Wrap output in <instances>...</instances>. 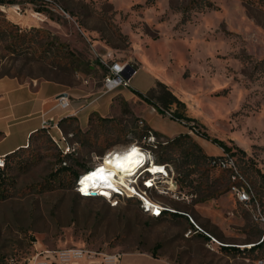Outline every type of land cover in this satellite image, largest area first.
Listing matches in <instances>:
<instances>
[{"label": "rangeland", "instance_id": "rangeland-1", "mask_svg": "<svg viewBox=\"0 0 264 264\" xmlns=\"http://www.w3.org/2000/svg\"><path fill=\"white\" fill-rule=\"evenodd\" d=\"M8 1L0 4V77L50 79L103 92L107 69L96 54L110 52L117 62L148 69L180 102L164 104L158 87L143 93L164 110L152 117L156 127L174 133L182 124L196 140L200 136L190 125L222 140L233 152L236 176L207 170L201 162L184 178L176 168L186 161L179 148H163L173 136L151 132L149 140L143 129L134 135L135 126L142 128L137 105L114 95L111 120L94 118L83 130L77 121H65L58 126L63 140L51 129L57 142L39 130L6 157L9 166L0 174V264H24L36 251L68 247L127 253L123 260L130 264H137L130 255L136 253L172 264H264V247L247 250L264 232V0ZM137 78L133 74L131 84L141 86ZM176 109L184 118L169 116ZM75 128L85 133L78 137ZM205 141V154L222 156L220 147ZM131 144L148 150L152 162L165 157L172 171V192L165 190L168 179L156 175L158 191L147 190V196L188 214L213 240L194 232L185 215L166 211L153 217L137 197H85L76 181H60L64 163L80 176L105 152ZM149 168L159 171L157 165ZM137 184L141 189V178ZM231 184L247 189L251 199L237 201ZM221 245L240 251L225 253Z\"/></svg>", "mask_w": 264, "mask_h": 264}, {"label": "crops", "instance_id": "crops-1", "mask_svg": "<svg viewBox=\"0 0 264 264\" xmlns=\"http://www.w3.org/2000/svg\"><path fill=\"white\" fill-rule=\"evenodd\" d=\"M136 73H138V82L142 83L141 86L131 84V76ZM133 74L129 77L128 85L119 87L114 93L104 91L97 93L88 90L83 84L70 87L50 79L27 82L20 81L15 76L0 77V154H8L24 147L30 134L41 127L42 119L57 122L62 117L74 116L80 129L83 130L88 125L91 112L103 117L110 116L114 95H120L129 104H136L135 115L154 131L171 137L186 133V128L182 124L174 133H165L152 123L153 116L162 114L140 100L131 90L145 93L154 85L156 77L145 67H136ZM143 80L146 82L143 83ZM59 95L66 98L67 104L64 107L57 104ZM195 141L202 148L206 145L205 139L201 137H197ZM212 154L217 155L219 152H209L208 155ZM125 254L127 253L120 255L119 264L131 263L123 260ZM130 255L137 260V264H172L160 256L152 257L145 253Z\"/></svg>", "mask_w": 264, "mask_h": 264}, {"label": "built area", "instance_id": "built-area-1", "mask_svg": "<svg viewBox=\"0 0 264 264\" xmlns=\"http://www.w3.org/2000/svg\"><path fill=\"white\" fill-rule=\"evenodd\" d=\"M100 63L107 69L106 74L103 76L101 81V87L104 92L112 91L120 86H126L129 82V77L126 78L125 75L129 72L130 69H133V73L135 72L136 68L130 66L126 63H120L115 61L110 52H104V55L101 56L99 54H96ZM132 73V74H133ZM57 104L61 107H64L67 104L66 98L62 95H59L57 97ZM170 116V115H169ZM139 125H142L140 127H144L143 121H138ZM41 127L44 129L51 139L55 142H57V137L61 140H63V136L61 135L60 129L57 125V122H53L51 119H42L41 120ZM51 129L55 130L58 133V136L55 137L51 134ZM149 134L143 135L144 137H148L149 140H152V134L150 128L145 130ZM61 137V138H60ZM134 144V143H132ZM138 147V150L140 153H142L146 158H149V151L146 149H143L141 146L136 145ZM65 153V152H64ZM96 164V163H95ZM92 165L87 170L92 169L94 166ZM163 166L165 168L167 175H160L163 178L168 179V186L165 187L166 192H172V189L170 187H174L173 179L169 177V174H172L171 169L168 167L165 163H157ZM212 168L216 169H224L228 170L230 173V177L233 179L235 178V164L232 160V158L226 154L223 153L222 156H217L215 159H212L209 163ZM5 167V154H0V169H4ZM146 173L145 167L141 168L137 171L135 175V182L132 184V186L135 188L133 191H127L123 189H116L111 192L109 196H104L107 200H114L116 197H137L140 201V207L143 209L144 212L149 213L153 217H159L162 213L173 212L174 210L169 208L166 205L161 204L158 201L151 200L148 196L146 191L155 189L158 191V187L156 185V182L154 181L153 177H144L143 174ZM141 178V189H138L137 180ZM151 179V180H150ZM76 190L79 192L80 195L85 197H100V192L95 193L94 195L91 194H85L81 191L80 187L77 186L78 180L76 179ZM230 191L233 192L236 196L237 201L245 203L249 201L250 196L247 191V189L243 187H236L235 185H230ZM103 196V195H102ZM147 198L150 202L149 204L145 203V199ZM183 215L187 216L190 219V222L192 223L194 227V232L201 231L203 232L195 223L192 221L190 216L186 213ZM263 219V218H262ZM264 220V219H263ZM188 231H191L190 229ZM204 233V232H203ZM208 237H210L208 234L204 233ZM264 236V232L262 233V237ZM261 237V238H262ZM211 238V237H210ZM213 240V238H211ZM120 255L119 253L114 252H100L85 248H75V247H68L63 249H57V250H39L36 251L34 255H31L25 259L24 264H119L120 263ZM260 263V261H258ZM9 264H17L16 262L12 261L9 262Z\"/></svg>", "mask_w": 264, "mask_h": 264}, {"label": "trees", "instance_id": "trees-1", "mask_svg": "<svg viewBox=\"0 0 264 264\" xmlns=\"http://www.w3.org/2000/svg\"><path fill=\"white\" fill-rule=\"evenodd\" d=\"M249 1L255 2V0H249ZM8 2H9L8 0H0V4H5V3H8ZM1 13L2 12L0 11V14ZM64 67L66 69H68L70 67L69 63L68 64L65 63L64 64ZM157 87L159 89H161L162 92L165 94V97L166 98L160 97V99L162 100V102H164V104H166L165 102H167V103H169V102H176L178 105L180 104V102L177 100V98L166 88V86L163 83H161L159 81H156L155 84H154V86L151 87L148 90V92H150V93L151 92H154ZM131 91L140 100H142L146 104L152 106L158 113H160V114L163 113L164 110L162 108H160L155 102H153L152 99L149 98L146 94H143V93H141V92H139L138 90H135V89H132ZM173 113H174L173 115H170L171 118H178V119L184 118L183 113L180 110H177L176 109ZM94 118L97 121H108V120H111L112 119L110 117L100 116L96 112H91L89 114V117H88V122H92ZM65 121H77V120H76V118L74 116H66V117L60 118L57 121V125L58 126H61ZM188 128L191 129L192 132H195V134L197 136H200L201 138H203L205 140H209L211 143L216 144L218 147H220L222 149V151L224 153H226L228 155H233V152L231 150V147L228 146L227 144H225L222 140H219L217 138L209 137L206 133L200 132L199 130L195 129L194 126L188 125ZM142 129H143V131H145V130L149 129V127L146 126V125H144V127H142L141 130H137V128L135 126L133 128V130H132V133L134 135L141 136V135H143L142 134L143 133ZM39 130H43L44 131V129L39 128V129L35 130L34 132H32L30 134V136L33 133H35V132H37ZM151 132L154 134V136H159L160 135L157 131H154L153 130ZM84 133L85 132H82L81 130H79V128H75L74 129V134L79 135L78 137L82 136ZM0 135H1V133H0ZM144 135H146V134H144ZM30 136H29V138H30ZM173 146L178 147L179 148V154H180V156L182 155V156L185 157V160L186 161L184 163H182V165H178L176 167L177 170H178V172L182 171L184 178H187L188 175L193 171L194 167L197 164L201 163V162L207 164V168H206L207 170L212 169V166H210L209 163H210V161L212 159H215L217 157V156L205 154L202 151V147L195 140H193L188 133H180V134L172 137L169 140L167 139L166 142L164 143V147L163 148L164 149L166 148V149H170L171 150V147H173ZM19 149H17V150H19ZM17 150H14V151H12V152H10L8 154H5V159L8 156H12ZM239 150H241V149H239ZM58 162L61 163V162H64V160L59 156ZM154 162L155 163H163V162H166V159H165V157L160 156L158 158V160H156ZM185 165H187V166H185ZM5 166H9V162H6V160H5ZM189 167H191V168H189ZM2 170L0 169V174L2 173ZM221 170L222 171H228V170H224V169H221ZM58 171H61L62 174H63L62 175L63 176V180H60L61 182L63 181V182L70 183V181H75L77 179V177L79 176L78 171L75 168H73L72 165H66L65 163L59 167ZM228 177H230V174H229ZM209 194H211V193H209ZM212 194H214V193H212ZM259 201L261 202V198H259ZM171 213L173 215H181V216L183 215V214L177 213V212H171ZM203 238L208 239L207 236H203ZM263 247H264V236L259 241H256L255 243H253V245L250 246V248H248L247 250H249V251H255L256 249L263 248ZM220 250L222 252H225V253H229V252L237 253V252L240 251L238 247L232 246V245H221L220 246ZM152 256L153 257H156L153 254H152Z\"/></svg>", "mask_w": 264, "mask_h": 264}, {"label": "bare ground", "instance_id": "bare-ground-1", "mask_svg": "<svg viewBox=\"0 0 264 264\" xmlns=\"http://www.w3.org/2000/svg\"><path fill=\"white\" fill-rule=\"evenodd\" d=\"M151 165H157L159 171L151 173L149 168ZM144 167L153 179L156 175H167L162 165L152 162L150 157L147 159L140 153L136 145L131 144L123 149L105 152L92 169L80 174L77 178V186L85 194L94 191L105 195L111 194L116 189L133 191L135 188L132 184L135 182V175L138 170ZM144 199L145 203L149 204L150 201L147 198Z\"/></svg>", "mask_w": 264, "mask_h": 264}, {"label": "water", "instance_id": "water-1", "mask_svg": "<svg viewBox=\"0 0 264 264\" xmlns=\"http://www.w3.org/2000/svg\"><path fill=\"white\" fill-rule=\"evenodd\" d=\"M133 73V69H130L129 72L125 75L126 78L130 77ZM78 178V177H77ZM91 195H94L95 192L94 191H91L89 192Z\"/></svg>", "mask_w": 264, "mask_h": 264}, {"label": "snow or ice", "instance_id": "snow-or-ice-1", "mask_svg": "<svg viewBox=\"0 0 264 264\" xmlns=\"http://www.w3.org/2000/svg\"><path fill=\"white\" fill-rule=\"evenodd\" d=\"M99 171V170H98Z\"/></svg>", "mask_w": 264, "mask_h": 264}]
</instances>
